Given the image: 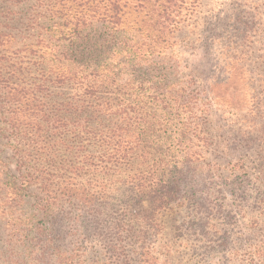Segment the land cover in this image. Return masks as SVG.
<instances>
[{"label":"trees","instance_id":"trees-1","mask_svg":"<svg viewBox=\"0 0 264 264\" xmlns=\"http://www.w3.org/2000/svg\"><path fill=\"white\" fill-rule=\"evenodd\" d=\"M22 1L20 30L0 28V153L10 154L0 156V216H16L34 187L43 216L53 204V230L37 223L27 245L13 234L22 220L2 218L7 244L36 247L46 263L82 264L81 224L61 235L56 216L64 205L82 213L115 179L123 197L119 217L93 234L107 259L89 264H158L155 214L176 203L183 170L165 180L168 164L152 160L135 84L138 69L158 67L153 58L184 0H55L53 11L37 15ZM123 71H131L124 81ZM249 256L264 264V246Z\"/></svg>","mask_w":264,"mask_h":264},{"label":"rangeland","instance_id":"rangeland-1","mask_svg":"<svg viewBox=\"0 0 264 264\" xmlns=\"http://www.w3.org/2000/svg\"><path fill=\"white\" fill-rule=\"evenodd\" d=\"M27 1L37 15L53 11L58 0ZM22 2L0 0L3 31L20 30ZM88 33L94 43L96 32ZM163 42L153 58L158 67L137 71L134 105L150 125L152 160L168 164L164 179L183 170L176 203L155 214L158 264H260L249 253L264 246V0H184ZM123 72L120 80L130 78L131 71ZM109 180L82 213L64 205L56 216L61 235L81 224L82 264L107 259L93 234L119 217L122 191ZM39 198L30 188L16 216H0V264H52L36 247L11 248L2 228L3 219H21L13 234L25 236L27 245L37 223L53 230V204L43 216Z\"/></svg>","mask_w":264,"mask_h":264}]
</instances>
